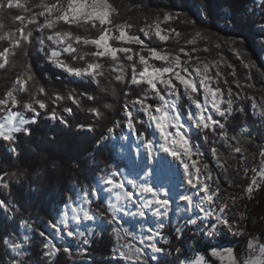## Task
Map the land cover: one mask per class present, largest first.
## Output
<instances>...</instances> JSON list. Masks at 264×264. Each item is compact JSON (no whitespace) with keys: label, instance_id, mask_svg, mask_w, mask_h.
<instances>
[{"label":"snow or ice","instance_id":"1","mask_svg":"<svg viewBox=\"0 0 264 264\" xmlns=\"http://www.w3.org/2000/svg\"><path fill=\"white\" fill-rule=\"evenodd\" d=\"M252 3L241 10L242 22L264 33V0ZM175 7L150 0L123 6L0 0V264H61V257L64 264H89L93 244L105 243L106 232L117 264H264V231L250 226L256 197L264 213V133L257 136L260 129L250 126H264V80L253 72L264 77V66L241 47L244 40L207 30L206 0L200 20ZM220 18L235 22L231 13ZM258 45L264 52V35ZM107 96L122 100L114 116ZM78 112L85 119L73 124L69 117ZM49 125L93 134L103 127L97 152L120 129V141L134 138L137 161L127 170L113 163L100 168L93 156V178L74 184L45 232L12 197L25 179L31 188L32 177L46 181L81 167L78 159L38 146L35 156L24 151ZM172 176L182 189L175 195ZM125 218L140 223L139 239L123 227ZM149 218L155 227H145ZM262 222L264 215L257 221L264 228ZM226 236L243 245L239 252L219 243ZM72 240L75 246L66 242Z\"/></svg>","mask_w":264,"mask_h":264},{"label":"trees","instance_id":"2","mask_svg":"<svg viewBox=\"0 0 264 264\" xmlns=\"http://www.w3.org/2000/svg\"><path fill=\"white\" fill-rule=\"evenodd\" d=\"M129 0H115L118 5H126ZM151 5L163 3L165 6L174 5L176 6L172 10H182L187 13L189 17L200 20L199 7L205 4V0H150ZM206 7L210 14V19L203 21L207 30L220 35H227L235 37L236 39L244 40L245 43L241 45L242 48L247 49L250 52L251 57L257 62L258 65L264 66V52L258 45V41L264 33H261L258 28L254 26L245 25L242 21L244 20L241 10L243 8L254 7L252 0H206ZM147 11L151 13V8H147ZM224 13H231L234 17L235 22L232 25L225 23L220 17ZM183 18V17H182ZM181 28L188 27L190 25H179ZM227 55L231 56L230 52H226ZM234 59V58H233ZM239 64L238 61H236ZM50 68V66H48ZM20 71L17 67L12 73H8V76L14 78L16 72ZM55 72V70H52ZM255 78L257 80H264L260 72L253 70ZM241 78L246 76L247 70L240 69ZM57 86H61L59 81H55ZM69 87H80L81 90L87 85H69ZM94 88L95 85H92ZM5 88V79L3 74L0 73V94L3 93ZM98 96L103 94L97 93ZM107 101L111 102L115 106V112H110L109 116H114L118 113L122 100L118 101L111 96L104 97ZM86 114L78 112L75 119L69 117L73 124L82 122L85 119ZM109 121H104V125H108ZM235 126V125H233ZM242 126V125H241ZM253 130L259 128V132H255V135L259 136L262 133L261 125L251 124ZM120 129H117L119 133ZM104 132V128H98L96 133H76L69 129H64L62 126L49 125L47 127L41 126L35 133L32 143H26L23 145L25 152L35 156L36 153L33 148L39 147L41 150L46 149L54 157L75 158L81 161V167L74 169L72 172H54L51 178L43 180V178L32 177L31 188L29 187L28 179L22 181L23 187L17 186L14 191L12 199L17 201L21 207L24 208V215H30L37 223V225L44 230L49 232L47 227L49 219L55 220L57 210L63 207V202L66 201L68 194L74 187L76 182H79L81 186L87 184L92 178L93 174L90 171L92 168V157L95 156L96 162L100 168H105L107 164L113 163L119 165L115 150L110 144L109 140L105 142V147L97 152L95 150V141ZM106 134V133H105ZM50 138L54 140L50 143ZM2 167V166H0ZM78 173V174H77ZM98 175V173H97ZM237 182L246 183L240 177H237ZM19 216L17 217L16 224L18 226ZM264 223V222H262ZM0 227H4L3 223L0 222ZM12 222L9 221L6 230H11ZM256 233L264 231L261 224L256 223L253 226ZM168 227L165 228L167 232ZM36 235V234H34ZM39 237L36 236V245L39 244ZM99 239V238H97ZM111 237L105 233V243H94L90 255L87 257L89 264H117V261H113L110 255V248L107 241ZM222 245H229L228 240L224 237L219 241ZM206 244V242H204ZM202 246H204L202 244ZM37 250V249H34ZM118 260V258H117ZM61 264H64L63 257H61ZM119 264H124L123 261H119Z\"/></svg>","mask_w":264,"mask_h":264},{"label":"rangeland","instance_id":"3","mask_svg":"<svg viewBox=\"0 0 264 264\" xmlns=\"http://www.w3.org/2000/svg\"><path fill=\"white\" fill-rule=\"evenodd\" d=\"M253 94L254 95H260V93H253ZM261 129H262V133H264V126H261ZM125 132H126V130H125ZM119 134H120V131H119V133H117V138L114 140L110 139L109 142L115 150V155H116L119 166L122 168H125V170H127L128 168H130L132 166L133 162L137 161V156H136V153L134 150V144H133L134 138H130L129 141H127V142H122L119 140ZM122 145H123V147H122ZM253 164H255V161L250 160L249 166L251 167V166H253ZM160 180H161V182H164L166 184L169 183L168 175L163 173V172L160 173ZM178 183H179V180L177 178H175V176H172L170 187L172 188L173 195H175L176 192H178V191H182V189H178L175 187V185H178ZM176 203H177L176 201L173 202V205H172L173 211H172V213H170V218H171L172 222H175V220H176V216H175ZM253 204L256 205V208L250 211V216H251L250 226H252V227L254 225H256L259 218L262 215H264V213H262L260 211V207H261L260 197H256V199L253 201ZM149 226L155 227L151 218H149V220L145 224V227H149ZM83 227H87V225H84ZM123 227L127 228L130 233L134 234L137 237V239H139L140 223L137 220H133L131 218H125L123 221ZM50 231L51 230H49V232ZM224 238L226 240H228V243H229V245L226 244L225 246H233L237 252H239L241 250V248L243 247V245H241L237 242L236 238H233L231 236H226ZM66 242L70 243V245H72V246L76 245L75 240L66 241ZM205 242L207 243V241H205ZM213 243H216V241H213ZM148 254L151 255L150 252ZM225 264H227L226 260H225Z\"/></svg>","mask_w":264,"mask_h":264}]
</instances>
